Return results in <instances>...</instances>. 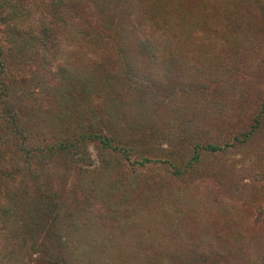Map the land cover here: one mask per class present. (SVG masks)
<instances>
[{"label": "rangeland", "instance_id": "obj_1", "mask_svg": "<svg viewBox=\"0 0 264 264\" xmlns=\"http://www.w3.org/2000/svg\"><path fill=\"white\" fill-rule=\"evenodd\" d=\"M94 5L104 32L89 38L64 13L51 49L14 66V87L35 129L90 125L129 152L87 140L90 167L37 168L36 185L0 153V173L13 174L0 175L10 215L0 264H44L48 226L59 264H264V0H76L73 10ZM25 237L37 242L30 255Z\"/></svg>", "mask_w": 264, "mask_h": 264}, {"label": "trees", "instance_id": "obj_2", "mask_svg": "<svg viewBox=\"0 0 264 264\" xmlns=\"http://www.w3.org/2000/svg\"><path fill=\"white\" fill-rule=\"evenodd\" d=\"M75 1L0 0V153L6 155L11 153L16 156L22 167H17L15 172L28 175L33 185L37 182L35 176L37 168L45 169L54 163L55 165L63 164L68 170L76 164L90 167L92 163L86 147L87 140L98 141L105 149L121 155L129 152L123 143L115 142L113 133L91 132L90 125L86 129L87 132L79 130L48 134L35 129V125L30 126V116L26 115L30 108H28V102H25V92L21 90L20 93H16L14 66H34L37 51L51 49L52 37L56 32L53 26L54 20L65 24L62 18L64 13L68 14L69 19L75 18L83 24V31L89 32V38H98L104 32L105 22L95 13L96 9L99 11V6L94 5L93 10L88 7L82 14H78L73 10ZM32 21L35 23H31ZM32 25H34L33 28H31ZM141 46L142 49L146 48L144 44ZM16 71L19 72L17 68ZM135 85L137 89L142 87L140 82H136ZM209 148L212 151L217 150V148ZM125 160L128 161L127 158ZM149 163L151 160L143 159L138 162V165L143 167ZM0 175L10 177L13 174L2 171ZM8 210L5 207L0 210V218L9 217ZM25 223L27 234L32 235L31 237L35 240L33 227ZM49 223H54V220H50ZM63 231L66 232L69 229ZM40 237L43 241L38 245L45 259L44 264H59V260L63 258L60 254L62 245L57 242L58 234L48 226ZM34 244L37 242L34 241ZM34 244L28 248L27 237H25L19 246L20 252L28 249L30 255V251L35 248ZM84 254H88V251L83 250L81 254H75V256ZM73 255H69L70 261H74L71 259Z\"/></svg>", "mask_w": 264, "mask_h": 264}]
</instances>
